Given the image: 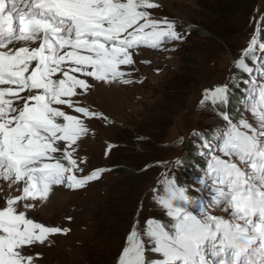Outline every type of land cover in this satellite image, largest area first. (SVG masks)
<instances>
[{"label":"snow or ice","instance_id":"6c2138e0","mask_svg":"<svg viewBox=\"0 0 264 264\" xmlns=\"http://www.w3.org/2000/svg\"><path fill=\"white\" fill-rule=\"evenodd\" d=\"M157 6L153 0H0V180L7 185L0 204V264H34L25 246L67 231L26 216L53 185L81 189L105 171L77 175L84 169L73 155L89 132L86 120L107 117L75 98L89 92L88 78L132 83L121 66L134 63L140 46L155 49L183 39L174 23L151 17ZM255 43L253 38L235 61L245 73L253 71L245 60ZM242 84L247 88L248 81ZM227 91L206 89L201 103L223 102ZM259 96L261 107L250 118L232 123L223 116V156L200 137L204 155L211 156L205 175L212 200L227 219L205 208L197 212L187 189L166 180V195L153 202L169 219L134 225L117 264H264V85ZM13 187L17 194L11 196ZM193 192L199 195L195 185Z\"/></svg>","mask_w":264,"mask_h":264},{"label":"rangeland","instance_id":"374dc122","mask_svg":"<svg viewBox=\"0 0 264 264\" xmlns=\"http://www.w3.org/2000/svg\"><path fill=\"white\" fill-rule=\"evenodd\" d=\"M153 3L158 6L150 10L151 17L174 23L183 39L155 49L146 45L135 49L134 63L121 66L130 84L88 78L89 92L75 99L107 119L86 120L89 132L77 142L73 158L84 169L78 176L99 168L105 171L81 189L53 185L45 200L26 210L34 222L67 229L25 246V255H31L34 264H117L134 225L143 227L150 217L169 219L163 206L153 202L154 196L166 195V180L187 189L197 212L205 208L227 219L212 200L213 184L205 175L211 156L204 155L208 149L201 147L200 137L214 154L223 156L219 147L228 130L223 116L237 123L261 107L264 35L261 41L257 38L264 34V0ZM253 38L256 43L245 60L253 71L245 73L235 61ZM216 87L228 89L225 101L202 104L204 90ZM234 100L238 109L226 107ZM194 185L199 195L194 194ZM6 190L0 180V204L7 199ZM8 194L16 195V188ZM19 210L25 211L23 202Z\"/></svg>","mask_w":264,"mask_h":264},{"label":"trees","instance_id":"16d2710c","mask_svg":"<svg viewBox=\"0 0 264 264\" xmlns=\"http://www.w3.org/2000/svg\"><path fill=\"white\" fill-rule=\"evenodd\" d=\"M231 100H233V99H231ZM234 106H235L236 109H238V107H239V103H238L237 100H234L233 102L230 101V102L227 103V105H226V107H229L230 109H233ZM230 111H232V110H230ZM190 163H191V161H190ZM186 167H188V164H186V165L184 166V168H186Z\"/></svg>","mask_w":264,"mask_h":264},{"label":"water","instance_id":"95a60500","mask_svg":"<svg viewBox=\"0 0 264 264\" xmlns=\"http://www.w3.org/2000/svg\"><path fill=\"white\" fill-rule=\"evenodd\" d=\"M263 35H264V34H261L260 36H258L257 40H258V41H261L262 38H263Z\"/></svg>","mask_w":264,"mask_h":264}]
</instances>
